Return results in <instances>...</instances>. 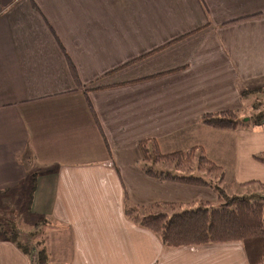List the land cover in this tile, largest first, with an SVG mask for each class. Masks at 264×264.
Returning <instances> with one entry per match:
<instances>
[{
    "label": "crops",
    "instance_id": "obj_1",
    "mask_svg": "<svg viewBox=\"0 0 264 264\" xmlns=\"http://www.w3.org/2000/svg\"><path fill=\"white\" fill-rule=\"evenodd\" d=\"M263 89L264 0H0V201L29 187V214L55 224L47 264H248L240 243L166 248L126 206L211 203L145 175L141 141L264 186V125L200 123ZM29 260L0 237V264Z\"/></svg>",
    "mask_w": 264,
    "mask_h": 264
},
{
    "label": "trees",
    "instance_id": "obj_2",
    "mask_svg": "<svg viewBox=\"0 0 264 264\" xmlns=\"http://www.w3.org/2000/svg\"><path fill=\"white\" fill-rule=\"evenodd\" d=\"M183 38L185 37L179 40ZM69 70L73 80L78 84L75 69L70 63ZM258 93L254 91L245 93L243 96L251 94L257 96ZM253 106L258 108L260 104L254 103ZM255 119L259 120L261 116H255ZM249 120H240L236 113L226 111L217 115H204L200 123L214 131H234L245 126ZM138 146L143 162L149 163V166L143 167L145 175L158 181L211 187L216 191L219 206L212 208L209 203L198 202L180 209L172 204H153L147 207L128 204L126 216L129 219L154 233L161 245L166 248L240 243L248 264H264L263 199L229 196L218 186H213L211 181H206L201 173L218 178L219 181L216 183L222 181L224 173L220 167L205 157L201 148L193 147L187 151L161 155L155 141H141ZM255 159L264 163L262 157H255ZM157 163L172 164L175 171L156 170L154 166ZM183 170H188L189 174L177 173ZM193 170L200 175L191 173ZM30 183V191H32L35 181H30ZM260 186L264 189V186ZM5 234L6 232L0 233V237ZM7 240L30 259V264H34L31 251L35 252V249L32 248L30 251V248L28 249L25 244L19 242L15 231H11ZM36 255L38 256L37 264H47V257L42 248L36 252Z\"/></svg>",
    "mask_w": 264,
    "mask_h": 264
},
{
    "label": "rangeland",
    "instance_id": "obj_3",
    "mask_svg": "<svg viewBox=\"0 0 264 264\" xmlns=\"http://www.w3.org/2000/svg\"><path fill=\"white\" fill-rule=\"evenodd\" d=\"M258 92L259 93L257 94V96H254L253 98L247 100L248 104L236 111H232L236 113L240 120L250 119L245 126L236 129V131L255 132L263 127L264 123H262V120H264V89L258 90ZM254 103L260 104V106H258V108H254ZM255 116H261V119L257 120L255 119ZM220 144V140L215 139L214 146L211 147L209 144L208 147L211 151L217 152L219 149H222L219 146ZM256 157L264 158V154H259ZM222 171L224 173V177L219 183H216L217 181H219L218 178H214L212 175H205L202 173L201 175L206 181H211L213 186H218V188L224 190L229 196L264 200V189L259 184L252 182L245 185H239L238 183L233 182L243 180L245 181L247 178H249V176H253L251 172L243 171V176L242 172L239 175L238 170L235 171L236 173H234V171L232 170V162L230 163V165L225 163V170ZM177 173L187 175L189 174V171L183 170L182 172ZM191 173H193L194 175H200L194 170ZM175 184L177 183L175 182ZM183 185L185 186L187 184ZM190 187L198 188L195 192H190L187 188V191L190 192L192 197L203 196V194L205 193V197L209 201H211V203L209 204L212 208H217L219 206L217 202V194L216 191L213 190V188L194 185H190L189 188ZM28 189L29 187L27 186L19 187V190L15 189L14 191H11L10 193L5 195L3 201H0V233L4 234L6 232L5 236L8 238L11 231H15L19 242L25 244L28 249L30 248V251L32 248L35 249V252L31 251V255L32 262L34 264H37L38 256L36 255V252L41 250V244H43V242L46 241L47 237L50 236V226H54L55 224H53V221L51 219L33 217L29 214L28 207L30 205L31 197L30 193H28ZM197 203L198 202H192L191 205H195ZM50 263L51 262L48 261V264Z\"/></svg>",
    "mask_w": 264,
    "mask_h": 264
}]
</instances>
